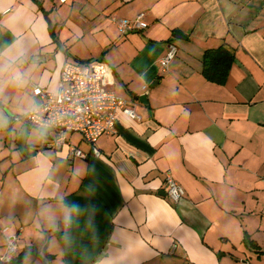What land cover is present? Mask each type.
<instances>
[{
	"label": "crops",
	"instance_id": "0c3cea01",
	"mask_svg": "<svg viewBox=\"0 0 264 264\" xmlns=\"http://www.w3.org/2000/svg\"><path fill=\"white\" fill-rule=\"evenodd\" d=\"M141 13L147 26L125 34L112 20ZM13 39L40 53L55 90L65 61L104 63L102 88L141 117L119 110L98 157L79 133L68 138L87 157L71 159L45 146L52 132L0 131V219L14 212L26 235L27 206L65 192L97 206L104 264H264V0H0V44ZM218 47L234 56L223 84L201 73ZM166 172L184 190L177 201L162 194Z\"/></svg>",
	"mask_w": 264,
	"mask_h": 264
},
{
	"label": "clouds",
	"instance_id": "9594fccd",
	"mask_svg": "<svg viewBox=\"0 0 264 264\" xmlns=\"http://www.w3.org/2000/svg\"><path fill=\"white\" fill-rule=\"evenodd\" d=\"M41 59L39 52L19 40L0 44V131L37 140L49 136L58 117L45 119L42 93L50 89L55 103H61L63 97L55 94L49 77L40 72ZM94 173V166L87 167L80 182ZM95 190V184L89 183L84 186V195L91 197ZM69 195L41 193L36 205H28L25 219L30 231L26 235L18 234L14 212L0 219V264H69L68 258L73 256L80 264H104L108 259L95 255L100 242L97 206L90 201L82 205L69 200Z\"/></svg>",
	"mask_w": 264,
	"mask_h": 264
},
{
	"label": "built area",
	"instance_id": "2783aa9c",
	"mask_svg": "<svg viewBox=\"0 0 264 264\" xmlns=\"http://www.w3.org/2000/svg\"><path fill=\"white\" fill-rule=\"evenodd\" d=\"M52 1L64 2L65 0ZM112 20L116 23L119 32L124 34L147 26L143 20V13L133 19L112 17ZM176 53V45L169 43L164 55L158 59L162 70L168 67ZM106 72L107 66L100 61L86 63L65 61L63 63L55 90V94L63 97L62 102H53V92L48 89L42 93V99L46 105L45 119L58 117L51 130L52 134L45 143L46 147L54 149L67 147L71 159L87 157V153L68 138L69 133L75 132L90 143L91 153L98 157L100 151L96 145L97 139L101 135L115 131L114 124L119 110L133 118L141 117L135 110L134 101L102 88L101 82ZM164 181L165 195L171 200L177 201L183 196V188L167 172Z\"/></svg>",
	"mask_w": 264,
	"mask_h": 264
},
{
	"label": "trees",
	"instance_id": "16d2710c",
	"mask_svg": "<svg viewBox=\"0 0 264 264\" xmlns=\"http://www.w3.org/2000/svg\"><path fill=\"white\" fill-rule=\"evenodd\" d=\"M52 24L49 28L52 30ZM218 48H207L204 50L201 58V73L210 82L223 84L228 76L229 69L233 62V52L229 51V56L217 57V53L221 50Z\"/></svg>",
	"mask_w": 264,
	"mask_h": 264
},
{
	"label": "water",
	"instance_id": "95a60500",
	"mask_svg": "<svg viewBox=\"0 0 264 264\" xmlns=\"http://www.w3.org/2000/svg\"><path fill=\"white\" fill-rule=\"evenodd\" d=\"M222 56H229V53L225 50V49H222L220 50L218 53H217V57L220 58ZM135 98H139L140 100L144 101V98H145V95H139L138 97H135ZM162 194H166L165 192H163Z\"/></svg>",
	"mask_w": 264,
	"mask_h": 264
}]
</instances>
